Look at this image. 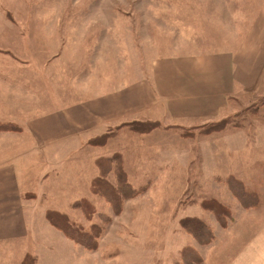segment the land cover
<instances>
[{"label": "rangeland", "instance_id": "374dc122", "mask_svg": "<svg viewBox=\"0 0 264 264\" xmlns=\"http://www.w3.org/2000/svg\"><path fill=\"white\" fill-rule=\"evenodd\" d=\"M263 21L264 0H0V78L20 83L5 94L39 93L37 109L45 110L44 96L55 92L36 83L50 66L57 77L82 67L85 78L117 87L147 76L158 57L236 50ZM145 121L108 129L111 153L122 157L100 169L98 196L85 204L68 197L69 213H50L84 245L83 264H150L144 256H157L153 264H230L264 225V70L217 118L161 120L143 133ZM0 264L43 263L1 254Z\"/></svg>", "mask_w": 264, "mask_h": 264}, {"label": "crops", "instance_id": "0c3cea01", "mask_svg": "<svg viewBox=\"0 0 264 264\" xmlns=\"http://www.w3.org/2000/svg\"><path fill=\"white\" fill-rule=\"evenodd\" d=\"M49 70L36 83L47 81L55 92L44 96L45 110L37 109L43 106L37 104L39 93L28 96L22 90L23 99L5 94L3 87L20 83L14 77L0 78V99L13 112L0 111V119L21 128L0 131V246L13 245L12 250L0 247V255L37 256L43 264L70 255L71 264H83V245L52 225L49 216L51 211L69 213L68 197L75 202L99 195L94 187L100 169L109 170L121 155L111 153V138L103 145L92 143L94 138L126 122L167 120L190 126L217 118L261 78L264 21L236 50L158 57L147 76L117 87L110 78H85L82 67L66 77H57L52 66ZM254 227L230 264H264V225L259 232ZM146 259L150 264L159 261L157 256L139 261Z\"/></svg>", "mask_w": 264, "mask_h": 264}, {"label": "trees", "instance_id": "16d2710c", "mask_svg": "<svg viewBox=\"0 0 264 264\" xmlns=\"http://www.w3.org/2000/svg\"><path fill=\"white\" fill-rule=\"evenodd\" d=\"M136 122H139V121H136ZM146 123H147V125H140V126H144L142 129H140V128H138V130L140 131V132H143V133H147L148 131H150V130H152V129H154V128H156V127H158L159 126V122H157V121H145ZM151 122H154L153 124L151 123ZM125 124H128V122H126V123H121V124H119L118 125V127H121L122 125H123V127L124 126H126ZM10 129H19L20 130V128L18 127V126H12V125H10V124H4V125H2L1 126V128H0V130H5V131H9ZM137 129V128H136ZM111 131V132H110ZM108 130L107 132H105V133H103V134H100L98 137H96V138H94V140L92 141V143H95V144H97V145H103L112 135H111V133H112V130ZM115 160H117V157L115 158ZM117 163H119V161H117ZM128 193H126V195H127ZM125 194H123V196H124ZM81 202H83V204H84V201H81ZM111 202V201H110ZM58 218V216H53L51 213H50V216H49V219H50V222L52 223V225H54L55 227H57L59 230H61L63 233H65V234H67V236L69 235L70 236V234H69V230H68V228H66L64 225H61V223L60 222H57L56 221V219ZM76 238V237H75ZM83 247H84V245H83ZM92 247V246H91Z\"/></svg>", "mask_w": 264, "mask_h": 264}]
</instances>
